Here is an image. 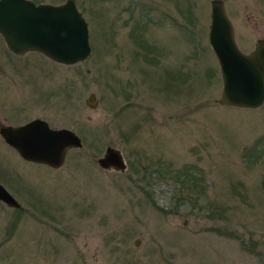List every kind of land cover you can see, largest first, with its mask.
<instances>
[{
  "label": "rangeland",
  "instance_id": "rangeland-1",
  "mask_svg": "<svg viewBox=\"0 0 264 264\" xmlns=\"http://www.w3.org/2000/svg\"><path fill=\"white\" fill-rule=\"evenodd\" d=\"M75 1L82 61L15 55L0 36L3 115L39 112L82 139L55 168L0 137V182L22 206L0 201V264H264V103L218 102L210 0ZM223 1L252 50L264 0ZM107 145L124 171L96 162Z\"/></svg>",
  "mask_w": 264,
  "mask_h": 264
},
{
  "label": "water",
  "instance_id": "water-1",
  "mask_svg": "<svg viewBox=\"0 0 264 264\" xmlns=\"http://www.w3.org/2000/svg\"><path fill=\"white\" fill-rule=\"evenodd\" d=\"M0 33L7 47L22 54L44 53L65 64L84 60L90 53L88 23L75 0L54 4L34 0H0ZM208 39L217 58L222 89L218 102L256 108L264 103V36L252 50L243 51L223 0H210ZM0 136L27 160L59 168L70 148H81L82 139L67 127H51L36 118L21 125L0 121ZM104 169L124 171L122 151L107 145L96 158ZM0 200L18 207L20 202L0 182Z\"/></svg>",
  "mask_w": 264,
  "mask_h": 264
},
{
  "label": "flooded vegetation",
  "instance_id": "flooded-vegetation-1",
  "mask_svg": "<svg viewBox=\"0 0 264 264\" xmlns=\"http://www.w3.org/2000/svg\"><path fill=\"white\" fill-rule=\"evenodd\" d=\"M0 36L3 38V36L1 35V33H0ZM8 48V47H7ZM9 49V48H8ZM9 51L12 53V54H15V55H21V54H19V53H15V52H13L12 50H10L9 49ZM30 51H34V50H30ZM22 54H24V53H22ZM17 72L18 73H21L20 72V67L19 66H17ZM16 82V81H15ZM17 83V82H16ZM14 90H16V89H14ZM11 93V92H10ZM21 95H20V89L16 92V93H12V95H10V96H8L9 98H12L13 100V106L11 107V109H6V110H9V111H11L12 113H16V112H19L20 111V109L17 107V103L19 102V100H16L17 98H21L20 97ZM33 115H31L30 117H27V118H25L24 120H22V121H20V122H14V121H12L9 117H8V115H7V113H6V115H3V113H2V110H1V106H0V121L2 122V123H5V124H12V125H21V124H24V123H27V122H30V121H32V120H34V119H36V118H41V119H43V120H45V121H47V123L49 124V126H51V127H54L51 123H50V121H49V119H47V118H45L41 113H39V112H35V114L34 113H32ZM10 119V120H9ZM1 137V136H0ZM2 138V137H1ZM5 142V141H4ZM6 144H7V146H9L12 150H14L15 152H16V154H18V156L19 157H21L23 160H25V161H30V160H27V159H25L24 157H22L10 144H8L7 142H5ZM9 190V189H8ZM14 196V195H13ZM15 197V196H14ZM16 198V197H15ZM0 201H2V200H0ZM19 201V200H18ZM3 202V201H2ZM20 202V201H19ZM3 203H5V202H3ZM6 204V203H5ZM21 204V203H20ZM6 205H8V204H6ZM8 206H11V205H8ZM11 207H14L15 209H20L21 210V208H22V206L20 205V206H18V207H15V206H11ZM18 218V217H17Z\"/></svg>",
  "mask_w": 264,
  "mask_h": 264
}]
</instances>
